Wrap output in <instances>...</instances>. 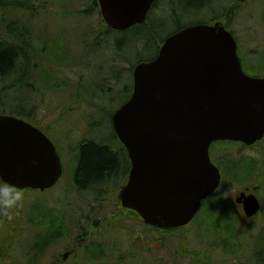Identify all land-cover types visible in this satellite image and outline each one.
Here are the masks:
<instances>
[{
  "label": "rangeland",
  "instance_id": "374dc122",
  "mask_svg": "<svg viewBox=\"0 0 264 264\" xmlns=\"http://www.w3.org/2000/svg\"><path fill=\"white\" fill-rule=\"evenodd\" d=\"M224 3L225 0H214L211 11L189 17L184 24L208 20L213 13L221 14ZM10 23L19 26L22 34L27 31L26 61H17L15 73H21L24 63L30 74L27 83L34 84L28 89L40 103L38 119L49 128L54 126L50 139L60 156L63 173L51 190L25 193L20 222L19 207L11 221L1 215L0 231L14 229L6 236L7 241H0V264H59L56 260L86 233L90 235L62 264H195L187 258V252L211 255V264H257L253 249L259 245V237L264 246V140L250 150L230 145L213 152L221 165L234 163L224 166L226 175L219 190L204 201L196 220L187 228L155 231L129 213L116 215L114 219L119 220L102 225L105 218L119 210L116 190L121 182L116 180L115 187L105 185L104 193L98 186L78 191L73 186L78 145L93 140L119 148L112 116L129 95L123 88L132 84V69L156 50L152 48V55L150 51L144 55L128 50L123 53L122 45L117 47L122 53L120 58L112 39L105 42L103 38L106 28L92 0H19L18 11L0 9V34L6 33L5 26ZM235 25L239 55L244 57V66L255 71L244 69L245 73L263 77L264 67H258L264 65V0H249ZM115 38L118 41L123 36L117 33ZM52 78V84H59V88L47 85ZM29 90L21 88L19 94L18 88L19 98L29 101ZM224 156L228 158L222 159ZM243 163L246 164L239 165ZM255 187L262 211L247 219L235 198L245 189ZM32 217L41 222L35 230ZM96 222L101 223L103 234L91 237L98 230ZM228 224L235 239L226 232ZM50 232H57V238L48 242ZM33 245L37 250L46 245L45 253L37 256Z\"/></svg>",
  "mask_w": 264,
  "mask_h": 264
},
{
  "label": "water",
  "instance_id": "95a60500",
  "mask_svg": "<svg viewBox=\"0 0 264 264\" xmlns=\"http://www.w3.org/2000/svg\"><path fill=\"white\" fill-rule=\"evenodd\" d=\"M154 1L97 0L104 23L118 32L144 23ZM132 77V94L112 117L131 162L121 206L157 229L185 227L220 184L211 144L252 146L263 138L264 78L243 72L236 42L217 24L169 36L157 57L138 64ZM61 174L60 157L42 132L0 116L3 182L43 192ZM236 203L247 218L260 208L252 194L241 193Z\"/></svg>",
  "mask_w": 264,
  "mask_h": 264
},
{
  "label": "trees",
  "instance_id": "16d2710c",
  "mask_svg": "<svg viewBox=\"0 0 264 264\" xmlns=\"http://www.w3.org/2000/svg\"><path fill=\"white\" fill-rule=\"evenodd\" d=\"M17 1L18 2L13 3L9 0H0V9L6 10L13 8L14 10H19V0ZM92 1L95 5V0ZM178 1H180L179 2L180 9H176L174 11L177 13V17L179 20H175V18L172 19V17H170L171 14H169L170 18L167 19L166 18L164 19L163 17L160 18L161 16L155 15L154 17L155 20L153 19L152 22L147 20L144 24L134 26L129 30L120 33V35L123 36V38L118 39V41L115 38L114 41L116 47L120 48V46L124 45L123 53H125L126 50H128L127 51L128 53L129 51H135L136 54L138 53L139 55L141 54L144 55V53L147 51H150L152 55L153 52L152 48H154L156 50V53L153 56L151 57L149 56L150 58L144 56L145 59H140L137 62V64L140 62H144V61L147 62L153 60L156 57L159 46L163 43L164 39L168 35L177 31V30L174 31L173 25H175V23H179L180 19H182V15L184 14V21L183 22L181 21V26L184 25V22L187 20L186 18L191 17V12H188L189 10L202 8L208 2V0H178ZM154 11L156 12V10ZM181 11L182 14L179 13ZM166 20L171 21L169 22L170 24H167L168 22ZM5 29L7 35L13 34L10 31V29L13 30V26H11V23L6 25ZM17 30L18 32H16L17 33L16 41L19 42V46L17 45L11 46L8 45V43L6 42L0 43V85H2L3 80H6L7 82L8 78L10 79L9 82L15 80L14 77L18 76L17 75L18 73H15L17 56L19 57V61H21L22 59L24 60V57L26 56L25 51L26 48L29 46L28 44L29 39L27 38V32L22 34L20 28H17ZM107 32L109 34L113 33L110 30H107ZM118 52L121 58L122 53L120 52V50H118ZM123 90L126 91L128 94V92H130L131 90V86L130 87L125 86ZM124 100H126V98ZM229 145L231 144L228 142H219L216 143L214 146L217 147L218 149H225ZM80 152H81V160L80 163L77 165V168L75 169L73 174L74 183L80 190L94 188V187L97 188V186H99L100 183L105 184L108 183L110 180H112V177L116 175L119 170L118 155L114 152H121L123 156L127 159V156L125 154V149L122 146L118 149H114L108 144L97 143L94 141L83 143L80 146ZM123 156L120 155L119 157L122 158ZM246 163L249 164L248 161H246ZM246 163L239 165L244 166ZM219 168L221 170L222 175L225 176L226 171L224 165L219 164ZM235 168H237V166H235ZM259 184L262 185L261 182ZM22 214H23V209L21 208L19 209V216H18L19 222L22 219L21 217ZM32 219L35 223V226H37L36 220L33 217ZM12 229L14 228L10 227L8 228V231H5L3 235H0V241H2L3 239H6L7 241L6 236L9 235L8 233ZM230 230H231L230 225L229 224L226 225L227 234L230 236L231 239H235L234 235L232 234V231ZM161 232H167V231H161ZM18 233L19 232H16V235H18ZM49 237H53V238L49 239ZM9 238L13 239L14 237H9ZM56 238H57V232L56 233L50 232L49 235L47 236L48 242L54 241ZM12 239H9V243L12 241ZM258 239L260 240V242L259 245L253 249V256L257 264H264V246L262 245L261 237H259ZM224 241L227 242L226 239H224ZM45 247L40 248V250L39 249L37 250L36 245H33V249L35 251L36 250L38 251L37 256H42L45 253ZM187 253H188L187 258L192 259L195 264H211L210 262L211 255L208 256L207 254L203 255V253H192V252H187Z\"/></svg>",
  "mask_w": 264,
  "mask_h": 264
},
{
  "label": "flooded vegetation",
  "instance_id": "af4514ba",
  "mask_svg": "<svg viewBox=\"0 0 264 264\" xmlns=\"http://www.w3.org/2000/svg\"><path fill=\"white\" fill-rule=\"evenodd\" d=\"M180 1L178 0H155L149 10L148 16H147V20L149 21H153V19L155 20V15L156 16H161L160 18H170L172 17L175 18V20H179L177 17V13L174 11L176 9H180ZM214 0H208L207 4H205L202 8L199 9H194L191 12V17L192 16H201L206 14L207 12L211 11V5H213ZM225 8L223 10V12L221 14L218 13H213L210 18L208 20H202L203 22H206V24H213L216 22H221L225 28H227L228 30H231L236 23V19L237 16L243 11V9L246 7V0H225ZM184 5V4H183ZM156 10V12L154 11ZM158 11V12H157ZM190 12V11H188ZM182 14V11L179 12ZM154 14V15H153ZM169 14H171V16L169 17ZM187 19V18H186ZM168 23L170 24L169 20H166ZM181 21H184V14L182 15V19H180L179 23H175V25H173V29L174 30H179V28H183L182 25L181 26ZM201 22V23H203ZM10 31L13 33L11 35H6L4 34H0V43L2 42H6L8 43V45L14 46L17 45L19 46V42L16 41L17 37V33L18 30L15 27V25H13V30L10 29ZM15 33V34H14ZM19 60V57L17 56V61ZM17 77L15 78V86L14 83L12 82L10 84L9 82V78L6 80H3L2 85L0 87V115H14L16 117H19V119L26 121L27 123L33 125L34 127H36L37 129H40L45 135H48L49 132H53L49 126H45L40 119H38V114H39V108L37 106V104H40L38 101V98L33 97L32 93L29 90L30 96L28 94L29 97V101L25 98L22 97H18L17 95L14 96L12 94V92L14 91L15 88L19 87V94H20V90L21 88H27L28 86L31 88L32 86H34V84H26V79L30 78L29 73H27V70H22L20 75L22 77V81L19 84V71H17ZM14 97H13V96ZM44 104V103H42ZM19 106H21L22 109H20V111H18ZM19 112V113H18ZM53 136V135H52ZM118 155V159H119V170L118 173L116 175H114L112 177V181L116 182V180L119 182H121V185L123 186L127 179H128V175L130 172V161L128 162L127 159L123 156V154L121 152H114ZM122 155L123 157L120 158L119 156ZM81 160V152L78 153V157H77V165L80 163ZM104 183H100V185L98 187H100V190L102 188V193H104L103 191V187H104ZM120 186V188L122 187ZM90 188L88 189H84V191H88ZM100 192V194H102ZM248 193V192H247ZM99 194V195H100ZM126 211L124 210H118V212H116V215L118 217L122 216L125 214ZM118 213V214H117ZM135 216V215H134ZM97 227H99V225H97ZM90 235V233H86L85 237L87 238ZM85 237H79L78 240L76 241L75 245L69 250L67 251V253H74V251L77 249L78 246H80L79 244H81L84 241Z\"/></svg>",
  "mask_w": 264,
  "mask_h": 264
},
{
  "label": "clouds",
  "instance_id": "9594fccd",
  "mask_svg": "<svg viewBox=\"0 0 264 264\" xmlns=\"http://www.w3.org/2000/svg\"><path fill=\"white\" fill-rule=\"evenodd\" d=\"M25 199V192L18 186L5 181L0 184V215L9 221L14 219V210Z\"/></svg>",
  "mask_w": 264,
  "mask_h": 264
},
{
  "label": "bare ground",
  "instance_id": "6f19581e",
  "mask_svg": "<svg viewBox=\"0 0 264 264\" xmlns=\"http://www.w3.org/2000/svg\"><path fill=\"white\" fill-rule=\"evenodd\" d=\"M22 81V77L21 75L19 74V85H20V82Z\"/></svg>",
  "mask_w": 264,
  "mask_h": 264
}]
</instances>
